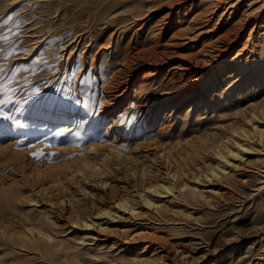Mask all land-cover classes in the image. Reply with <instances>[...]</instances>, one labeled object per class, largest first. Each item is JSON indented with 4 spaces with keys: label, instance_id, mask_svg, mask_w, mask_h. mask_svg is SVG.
<instances>
[{
    "label": "rangeland",
    "instance_id": "374dc122",
    "mask_svg": "<svg viewBox=\"0 0 264 264\" xmlns=\"http://www.w3.org/2000/svg\"><path fill=\"white\" fill-rule=\"evenodd\" d=\"M219 1L0 0V21L23 22L0 41V86L35 87L45 101L65 89L81 102L15 114L26 127L0 136V264H220L229 252L264 264V151L225 171L215 154L235 129L254 138L248 117L264 110V10L223 35L247 0L224 13ZM154 182L172 191L153 195ZM124 199L134 216L103 214Z\"/></svg>",
    "mask_w": 264,
    "mask_h": 264
},
{
    "label": "bare ground",
    "instance_id": "6f19581e",
    "mask_svg": "<svg viewBox=\"0 0 264 264\" xmlns=\"http://www.w3.org/2000/svg\"><path fill=\"white\" fill-rule=\"evenodd\" d=\"M226 0H220L218 3H215L214 5V8L215 10L216 9H222V13H224V11L226 9H230L231 7H236L237 4H238V1L239 0H229L228 2H226L225 4H220L221 2H224ZM246 7V8H245ZM245 7H244V10L243 12L241 13V15L237 18L239 22V24H234L230 27H228L223 33V35H227L229 34L230 32L234 31L237 27H240L241 26V23H244L246 20L248 19H252V18H255V16H258L259 14L262 13V11L264 10V0H247V2L245 3ZM214 10V11H215ZM213 11V12H214ZM229 11V10H227ZM232 14H234V11H230L229 14H228V18L229 16H231ZM233 16V15H232ZM195 23L196 22H199V18L195 19L194 20ZM194 24V23H193ZM181 27V26H180ZM253 28L249 31L248 33V37L247 39H249L250 35H251V32H252ZM162 32V27L155 29L153 30L151 33L152 34H156V37H158L157 35H160V33ZM199 32V31H198ZM204 32V31H203ZM117 33V32H116ZM201 33V32H200ZM221 34V33H220ZM178 35V34H177ZM199 35V34H198ZM256 37H260L259 39L263 40L264 41V20H263V23H261L259 25V29L258 31L256 32ZM196 37V36H194ZM255 38V37H254ZM158 39V38H157ZM196 39V38H194ZM246 41H249L247 40ZM252 39V37H251ZM156 40V39H155ZM193 40V38H192ZM90 41V40H89ZM257 41V40H256ZM175 42V41H173ZM178 42V41H177ZM157 43V42H156ZM159 43V42H158ZM176 43V42H175ZM187 43V42H185ZM184 44H176L175 46H180V45H185ZM251 43V42H250ZM219 44V43H218ZM253 44V42H252ZM155 45V44H154ZM174 45V44H173ZM247 45V44H246ZM215 46L216 48H220V46H218L216 44V42H213L212 44V47ZM252 46V45H251ZM255 46V45H254ZM99 47V46H98ZM243 47V46H242ZM154 49V48H153ZM244 49V48H243ZM255 49V48H254ZM156 51V50H155ZM215 51V50H214ZM235 51V50H234ZM137 52V51H136ZM135 52V53H136ZM256 52V51H255ZM237 53V52H236ZM128 56L126 54H123V57L122 59L119 60V63L118 65H121L122 62H125L127 60ZM254 62V61H253ZM93 65V64H92ZM98 67V66H97ZM99 70V69H97ZM96 70V71H97ZM220 71V70H219ZM113 72V71H112ZM185 72V71H184ZM97 73V72H96ZM215 73V72H214ZM231 74V73H230ZM233 74V73H232ZM115 76V73H113V75H111L110 77H108V80H107V88H111L110 87V84L113 82L112 79L114 78ZM214 76V75H213ZM230 83V82H229ZM104 87V86H103ZM222 95V94H221ZM108 96V95H107ZM213 97V96H212ZM231 97V96H230ZM112 102V101H111ZM221 103V102H220ZM103 105V104H102ZM200 105V104H199ZM199 108V107H198ZM189 109V108H188ZM102 111V110H101ZM194 111V110H193ZM200 114V113H199ZM202 114V113H201ZM260 114H261V117L258 115L256 109H252V111L250 112V115L248 117V121H252V132H253V137H250V135L246 132V130L242 129V132L243 134L241 135L240 132L238 133V131L235 129L233 130L231 133H230V136L233 138V144L232 145H225L224 147H222L221 145H217V150H216V156H217V159L219 160L218 164H217V169L220 170V171H225L227 166H240V162L242 161V159L245 157V156H248V154L250 155H254L256 158H259L260 156V153L262 151H264V128H261L259 127L257 124L255 125L256 122H258L260 119L263 120L264 119V110H261L260 111ZM90 116V115H89ZM189 116V115H188ZM106 117V116H105ZM190 117V116H189ZM91 119V118H90ZM97 119V118H96ZM95 119V120H96ZM188 120V118H187ZM186 120V121H187ZM202 122V121H201ZM254 122V123H253ZM74 123V122H73ZM198 123V122H197ZM196 123V125H197ZM66 125V124H65ZM64 125V126H65ZM92 125H97L96 122H91V124L89 125L90 126V129L92 127ZM195 125V124H194ZM105 128V127H104ZM244 128V126H243ZM104 130V129H103ZM240 130V131H241ZM87 131V130H86ZM101 131V130H100ZM251 131V130H250ZM92 132V131H91ZM94 132V131H93ZM236 132V135L238 134V137L237 136H234V133ZM242 136V137H240ZM252 136V135H251ZM104 137V136H102ZM230 137V138H231ZM106 138V137H105ZM111 138V137H109ZM154 138V137H153ZM231 138V139H232ZM152 139V138H151ZM253 139V140H252ZM160 140V139H159ZM111 141V140H109ZM162 142V141H161ZM127 143V142H126ZM232 143V142H231ZM227 144V143H226ZM92 144L90 143V146ZM124 145V144H123ZM162 146V145H161ZM125 147V146H124ZM92 148V147H91ZM118 149V148H117ZM116 149V150H117ZM137 149V148H136ZM245 149H247V151H245ZM130 150V149H129ZM133 150V148H132ZM131 150V151H132ZM123 151V150H122ZM134 152V151H132ZM143 153V152H142ZM132 154V153H131ZM147 154V153H146ZM108 155V154H107ZM110 155V153H109ZM129 155V154H128ZM135 156V155H134ZM114 158H117V159H121V154H116L113 156ZM104 158V157H103ZM127 158V157H126ZM258 160V159H256ZM103 162H104V166L107 165V162L105 160V158L103 159ZM236 162H239L238 164H236ZM260 164V163H259ZM98 166V165H97ZM117 166V165H116ZM243 166V165H242ZM241 166V168H242ZM254 166V164L252 165ZM236 167V168H237ZM260 167V165H259ZM231 168V167H230ZM245 168V167H244ZM254 168V167H253ZM256 168V167H255ZM258 168H256L257 170ZM247 170V169H246ZM80 171V170H79ZM105 171V170H104ZM102 174V173H101ZM218 172L217 170H212V175H217ZM171 177V176H170ZM148 189L150 190V192L154 195H163L164 196V193H168V192H171L172 191V185L171 184H165V183H159V182H154L152 183ZM197 191V190H196ZM149 192V193H150ZM151 194V195H152ZM138 196V195H137ZM195 196V194H194ZM201 196V195H199ZM139 200L140 202L145 205L146 207H150V206H153L154 205V202H152L150 199H148L144 193L143 194H140L139 195ZM155 206V205H154ZM138 209V207L136 206V204L132 201V200H129V199H124V200H120L118 201L115 206H110L105 212H103V214H106L108 219L109 218H113L116 217L120 212H128V214H135L136 213V210ZM122 213V214H123ZM121 215V214H120ZM129 215V216H131ZM119 216V215H118ZM134 216V215H133ZM92 221V220H91ZM84 225L86 227L88 226H91V223H84ZM33 230V229H32ZM40 233V232H39ZM143 233V232H142ZM138 234V235H134L135 238H137V240L139 239H149L151 241H154V240H157L158 238H155V237H152V236H149L147 233L146 234ZM45 237V236H44ZM46 238H47V235H46ZM52 238V237H51ZM48 239V238H47ZM46 239V240H47ZM163 239V237H162ZM161 239V240H162ZM117 240V239H116ZM125 240V239H124ZM104 241V240H103ZM158 241V240H157ZM161 244L163 245H167L168 242L166 241H160ZM116 244V243H115ZM162 245V246H163ZM221 245V244H219ZM169 245H167L168 247ZM173 246V245H172ZM222 246V245H221ZM148 247H152L151 243H149L148 245H143L141 246V250L139 249V253H144L146 251V248ZM166 247V246H165ZM178 248H175V250L173 251H177ZM154 250V249H153ZM162 250V249H161ZM138 251V250H137ZM170 252V251H169ZM176 253V252H174ZM185 253V251H181L180 255L183 256ZM233 253V252H232ZM179 254V253H178ZM163 255H166V254H162L160 258L163 257ZM179 255V256H180ZM231 252H229L228 254H225L224 257L222 258V260H219L220 264H241V263H245L247 264L250 260H251V256L252 254H249V256H243V257H248L246 260H243L242 258H240L239 256L236 257L235 259L233 260H230L231 258ZM255 264H262V263H255Z\"/></svg>",
    "mask_w": 264,
    "mask_h": 264
},
{
    "label": "snow or ice",
    "instance_id": "6c2138e0",
    "mask_svg": "<svg viewBox=\"0 0 264 264\" xmlns=\"http://www.w3.org/2000/svg\"><path fill=\"white\" fill-rule=\"evenodd\" d=\"M22 23V21L13 22V17L10 14L7 15L4 20L0 21V25L8 26V31L0 35V41L7 42L10 39L9 34H11V36H19L20 33L18 31H13V28L19 29ZM14 52H16L15 47H13L8 55H12ZM33 62L38 63V61ZM10 71L11 75L8 77V83L12 82L19 69L13 65ZM0 72H3L2 68H0ZM69 72L71 82L76 83V71L70 68ZM0 79H2V77H0ZM65 83H69V81H65ZM79 83L83 84L84 81L81 79ZM68 91L71 92V89H68ZM0 93H3V98L0 99V106L8 108L9 105H12L8 112L0 110V121L4 122L0 123V136H8L10 133H14L17 129H24L26 125L22 123L20 119H17L15 114H21L25 110L29 113H33L36 111L37 105L62 108L64 101L75 103L77 105L81 103L79 99H73L71 95L66 96L64 94L65 89H59L55 97L49 98L46 101L40 98L41 90L35 87H21L6 90L3 86H0ZM13 97H16V99L14 100ZM90 115H94V113H90ZM82 123H87V121H82ZM55 135L59 137L64 135V133L63 131H57ZM76 137L79 139V134H76ZM17 143H22V141H18ZM245 151H247V149H245ZM39 155H42V153H32L33 158H38ZM105 187H107V185H105Z\"/></svg>",
    "mask_w": 264,
    "mask_h": 264
}]
</instances>
